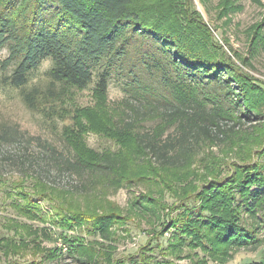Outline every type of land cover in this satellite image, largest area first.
Wrapping results in <instances>:
<instances>
[{
  "label": "rangeland",
  "instance_id": "obj_1",
  "mask_svg": "<svg viewBox=\"0 0 264 264\" xmlns=\"http://www.w3.org/2000/svg\"><path fill=\"white\" fill-rule=\"evenodd\" d=\"M132 2L146 14L170 12L177 24H186L190 12L202 28L197 34L211 35L221 60L248 82L247 100L261 120L235 129L224 122L218 139L201 134L199 144L193 142L190 165H171L177 149L169 151L165 168L137 139L148 143L157 134L161 146L168 138L175 142L178 126L163 125L154 113L134 117L118 81L105 93L93 85L55 90L47 61L27 89L41 90L31 110L0 74V264H264V210L259 222L242 211V227L261 241L250 245L225 246L219 235L202 242L196 226L203 204L197 196L226 187L240 203L247 198L241 179L264 171V92L258 87H264V0ZM7 55L0 51V58ZM162 90L169 98V88ZM208 91L199 98L212 108L222 98ZM132 117L140 121L128 130ZM70 148L90 162L110 158L112 174L66 170ZM259 190L254 185L249 193Z\"/></svg>",
  "mask_w": 264,
  "mask_h": 264
},
{
  "label": "trees",
  "instance_id": "obj_2",
  "mask_svg": "<svg viewBox=\"0 0 264 264\" xmlns=\"http://www.w3.org/2000/svg\"><path fill=\"white\" fill-rule=\"evenodd\" d=\"M188 15L186 24L173 23L170 12L146 14L132 0H0V51L8 54L0 58L1 82L21 91L28 108L35 110L41 90L38 86L27 89L47 61L52 66L46 74L55 90L93 85L105 93L118 81L134 117L142 119L154 113L161 115L163 125L173 122L178 126L179 137L175 142L168 138L162 146L157 134L148 143L139 137L144 152L159 158L161 167L169 168V151L178 149L171 165L185 167L190 165V153L201 134L218 139L225 134L224 122H234L235 129L261 120L247 100L248 82L221 60L211 35L197 34L202 28L191 19L190 12ZM249 84L255 86L253 81ZM258 87L264 92L263 86ZM166 88L169 98L162 90ZM203 88L223 101L209 108L199 98ZM204 100L215 103L207 97ZM232 110L239 116L233 117ZM136 118L126 124L128 130L139 124ZM70 151L72 159L65 163L68 171L109 177L116 165L110 158L90 162ZM241 180L238 188L247 198L240 203L225 193L226 187L197 196L203 202L199 209L202 220L196 225L202 242L213 235L232 247L264 241V237L257 240L255 230L240 223L242 211L250 213L256 222L260 220L264 171H253ZM254 185L262 190L249 193Z\"/></svg>",
  "mask_w": 264,
  "mask_h": 264
}]
</instances>
